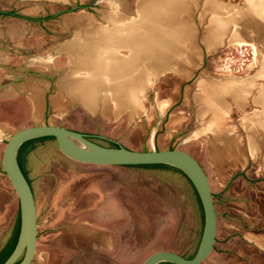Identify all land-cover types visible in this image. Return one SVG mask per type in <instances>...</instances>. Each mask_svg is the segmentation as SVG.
Returning a JSON list of instances; mask_svg holds the SVG:
<instances>
[{
    "label": "rangeland",
    "instance_id": "obj_1",
    "mask_svg": "<svg viewBox=\"0 0 264 264\" xmlns=\"http://www.w3.org/2000/svg\"><path fill=\"white\" fill-rule=\"evenodd\" d=\"M253 3L255 0H0V12L18 14H0V75H8L0 89L11 90L0 98V121L8 125L5 136L40 123L72 125L80 130H124L122 136L137 128L142 134L140 149L188 150L204 162L210 140L226 134L244 145V180L251 184L264 178V11L255 12ZM8 21L21 26L20 34L8 33ZM85 43L89 45V69L77 66L75 58ZM111 62L122 69H108ZM86 76L99 89L95 117L84 113L82 102L72 100L82 97L80 88L68 85V79L81 81ZM71 87L76 92L79 89L80 95H70ZM34 89L38 104L33 111ZM53 95L69 98L66 113L50 110L48 98ZM28 147L23 167L39 202L55 187L58 175L62 177L72 166L53 138L34 139ZM203 167L209 179L207 163ZM121 184L126 212L132 213V202L139 198L146 201L154 226L149 239L155 248L183 257L193 255L202 229V211L182 173L169 166L125 165ZM141 187L152 192L134 193ZM43 200L45 205L47 200ZM16 210L15 197L0 214V251L11 239ZM36 215L39 238L58 231L43 226L45 215L39 206ZM37 256L33 255L30 264ZM141 262L58 258L48 263Z\"/></svg>",
    "mask_w": 264,
    "mask_h": 264
},
{
    "label": "crops",
    "instance_id": "obj_2",
    "mask_svg": "<svg viewBox=\"0 0 264 264\" xmlns=\"http://www.w3.org/2000/svg\"><path fill=\"white\" fill-rule=\"evenodd\" d=\"M251 7L260 14L264 11V0H255ZM6 27L12 35L21 32V26L15 21H8ZM86 44L78 48L79 53L75 57L78 58L77 66L83 69L90 68L87 61L89 45ZM112 64L111 62L107 68L122 69L121 66ZM7 78L8 75L2 73L0 85ZM89 78L81 77V81L68 79V85L74 84L80 88L82 97L72 100L82 102L87 107L79 102L84 113L95 117L99 106L94 100L99 89ZM72 89L76 88L71 87L69 94ZM77 91L80 93L79 89ZM10 92L7 87L1 88L0 98L7 97ZM31 100L34 111L38 104L36 89L32 91ZM48 105L51 111L58 114L66 113L70 109L69 98L64 99L61 95L48 98ZM61 126L75 128L66 124ZM7 129V123L0 121V157L4 145L2 141L8 136H5ZM74 130L87 133L92 139L106 141L109 145H112L110 140H113L124 147L140 149L142 134L137 128L130 129L125 136H122L124 130L107 131L96 127ZM32 141L22 142L16 151L21 171L28 182L23 159ZM186 152L198 161L204 172L203 163L208 165V183L215 211L214 240L203 264H264V178L251 184L244 180V164L247 163L244 145L239 144L233 136L223 134L210 140L204 162L199 161L188 150ZM67 159L72 168L65 171L62 177L58 175L55 187L47 190L39 202L33 195L35 211L39 206V210L45 215L43 226L58 230L39 238L40 226L36 215L34 254L37 253L38 256L34 264H49L48 262L58 258L61 261H142L150 253L164 250L162 247L155 248L149 239L154 226L147 214L146 201L139 198L132 202L134 209L131 214L122 208L121 167L125 165L90 164ZM7 183L9 184L0 166V214L7 202L16 197ZM147 192L151 193L152 190L142 187L134 190V193ZM44 198L47 200L45 205ZM17 214L18 204L12 236L15 234ZM8 242L9 240L6 241ZM91 254L104 256L91 257ZM127 254L130 256H122Z\"/></svg>",
    "mask_w": 264,
    "mask_h": 264
},
{
    "label": "water",
    "instance_id": "obj_3",
    "mask_svg": "<svg viewBox=\"0 0 264 264\" xmlns=\"http://www.w3.org/2000/svg\"><path fill=\"white\" fill-rule=\"evenodd\" d=\"M51 136L58 150L72 160L102 165L164 164L177 169L191 184L202 211V229L193 255L183 257L170 250L150 253L140 264H198L212 248L215 235V211L208 179L198 161L178 148L130 149L110 140L112 145L97 143L92 136L49 123L21 127L9 134L2 148L0 166L12 187L18 204V232L10 253L0 264H30L36 238V211L33 192L16 157L18 146L29 139Z\"/></svg>",
    "mask_w": 264,
    "mask_h": 264
},
{
    "label": "trees",
    "instance_id": "obj_4",
    "mask_svg": "<svg viewBox=\"0 0 264 264\" xmlns=\"http://www.w3.org/2000/svg\"><path fill=\"white\" fill-rule=\"evenodd\" d=\"M0 14L2 15H18V14H15L14 12L12 11H8V12H0ZM44 137H50L52 138L51 136H44ZM44 137H39V138H44ZM34 139H38V138H33V139H29V140H26L25 142L27 141H31V140H34ZM18 161V159H17ZM18 165L21 169V166H20V163L18 161ZM128 166H167V165H164V164H141V165H128ZM170 167V166H169ZM175 169V168H174ZM176 171H178L177 169H175ZM179 172V171H178ZM181 173V172H180ZM183 175V174H182ZM198 200V199H197ZM199 202V201H198ZM200 205V204H199ZM17 232H18V214H17V221H16V229H15V234L12 236V238L9 240L8 243H6V245H4V247L1 249L0 251V263L7 257V255L10 253V251L12 250L13 246H14V243L16 241V237H17ZM165 263H168V262H165ZM168 264H171V263H168Z\"/></svg>",
    "mask_w": 264,
    "mask_h": 264
},
{
    "label": "bare ground",
    "instance_id": "obj_5",
    "mask_svg": "<svg viewBox=\"0 0 264 264\" xmlns=\"http://www.w3.org/2000/svg\"><path fill=\"white\" fill-rule=\"evenodd\" d=\"M75 90H76V89H72V90L70 91V95H72V96H74V97L80 95V93H79V92H76ZM75 92H76L77 95H75Z\"/></svg>",
    "mask_w": 264,
    "mask_h": 264
}]
</instances>
